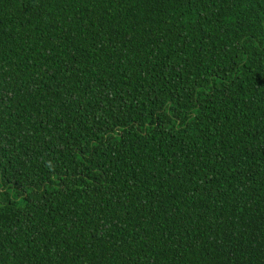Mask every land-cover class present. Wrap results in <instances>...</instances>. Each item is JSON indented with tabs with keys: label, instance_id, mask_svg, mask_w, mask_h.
Wrapping results in <instances>:
<instances>
[{
	"label": "trees",
	"instance_id": "16d2710c",
	"mask_svg": "<svg viewBox=\"0 0 264 264\" xmlns=\"http://www.w3.org/2000/svg\"><path fill=\"white\" fill-rule=\"evenodd\" d=\"M0 264H264V0H0Z\"/></svg>",
	"mask_w": 264,
	"mask_h": 264
}]
</instances>
